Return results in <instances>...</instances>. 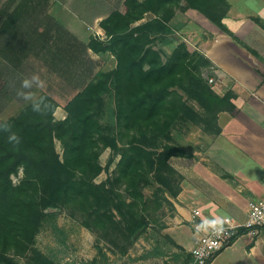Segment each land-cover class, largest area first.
<instances>
[{
	"label": "trees",
	"instance_id": "obj_1",
	"mask_svg": "<svg viewBox=\"0 0 264 264\" xmlns=\"http://www.w3.org/2000/svg\"><path fill=\"white\" fill-rule=\"evenodd\" d=\"M124 3L125 12L115 9L100 22L106 38L88 42L94 53L113 55L116 66L99 72L74 95L64 119L56 118L58 101L41 92L5 120L20 142L9 143V133L0 131V264L10 261L8 256L30 252L37 253V264H49L34 245L45 220L59 213L127 252L163 201L181 192L169 162L178 155L171 143L174 131L195 123L218 135L219 115L236 109V92L231 88L219 95L204 77L213 63L203 53L191 51L184 41L171 53L156 45L158 35L172 32L179 9L197 10L237 40L224 23L228 0ZM148 14L152 17L147 19ZM15 31H8L12 38ZM18 47L19 55L27 50ZM34 102L40 111H33ZM108 148L119 160L108 179L98 183L106 169L101 155ZM114 162L111 158L107 168ZM148 188L162 193L161 200L148 196Z\"/></svg>",
	"mask_w": 264,
	"mask_h": 264
},
{
	"label": "crops",
	"instance_id": "obj_2",
	"mask_svg": "<svg viewBox=\"0 0 264 264\" xmlns=\"http://www.w3.org/2000/svg\"><path fill=\"white\" fill-rule=\"evenodd\" d=\"M124 1L9 0L6 6L11 12L15 7L21 9V19L28 17L26 23L33 16L39 20L37 27L31 25L30 30L18 31L19 35L15 31L14 37L43 39L39 51L48 55L50 48L57 50L55 39L59 38L62 53L72 57L67 62L87 58L93 64L99 58L88 48L93 31L104 39L100 22L115 9L125 12ZM228 2L230 10L224 23L237 40L197 10L186 12L204 24V34L196 35L199 38L195 48L213 63L214 90L225 95L232 88L237 94L236 109L219 115L221 133L197 161V182H191L195 188L183 187L176 203L174 223L181 226L169 229L189 253L193 247L194 209L200 211L201 221L208 225L225 217L242 222L247 217L248 202L264 200V0ZM210 264H264V229L257 236L240 232Z\"/></svg>",
	"mask_w": 264,
	"mask_h": 264
},
{
	"label": "rangeland",
	"instance_id": "obj_3",
	"mask_svg": "<svg viewBox=\"0 0 264 264\" xmlns=\"http://www.w3.org/2000/svg\"><path fill=\"white\" fill-rule=\"evenodd\" d=\"M7 2L9 0H0V122L16 115L27 101L41 92L49 93L58 101L60 107L55 115L59 120L64 119L67 115L65 107L85 82L93 80L99 72L113 69L116 66V59L112 58L111 54H97L99 58L93 64L87 58L82 62L69 63L66 59L72 57L62 53L59 38L55 39L57 50L54 47L50 48L49 55L39 51L43 39L12 38L8 33L10 29L16 30L19 35L21 31L30 30L31 25L37 27L39 20L29 13L28 16L33 18L26 23L28 17L21 19L23 16L21 9L15 7L11 12L9 6H6ZM187 11L179 9L171 22L172 32L157 36L156 45L165 52L171 53L180 41L186 42L191 51L197 50L195 47L199 36L196 35L204 34L201 30L204 24L202 25L195 15L186 14ZM150 17L152 15L148 14L146 18ZM96 36L98 37V34L93 31L92 37ZM102 37L106 38V35ZM165 41H173V43L164 44ZM18 46L24 48L27 46V50L19 55L18 51L21 47ZM58 60L64 62L58 63ZM203 75L208 81L209 78H214V66L204 70ZM32 77H38L43 83L37 86L38 81H33L31 87L24 88L23 81ZM218 135L205 131L201 125L195 123H188L187 126L178 127L174 131V139L171 143L178 155L172 156L169 162L177 172L181 192L189 186L195 188L191 182H197L195 175L198 169L197 161L205 156V151ZM57 150L59 153L63 150L59 141H57ZM111 158H114L115 162L107 168ZM118 160L119 156L112 149L104 150L101 163L106 169L96 179L98 183L108 179ZM21 176L22 173L14 176V181L18 182ZM145 192L148 196L161 200L162 193L155 195L153 194L155 190L151 188L146 189ZM179 195L177 198L168 196L169 202L163 201L164 206L154 214L148 229L125 253L101 242L96 233L67 213H59L56 217L45 220L36 236L34 248L47 257L49 264H193L191 253L178 244L169 229L177 226L174 223V216L177 213L176 203H179ZM194 205L196 206L197 203L194 202ZM8 258L10 261L3 264H37L38 261L35 252L25 256H8Z\"/></svg>",
	"mask_w": 264,
	"mask_h": 264
},
{
	"label": "built area",
	"instance_id": "obj_4",
	"mask_svg": "<svg viewBox=\"0 0 264 264\" xmlns=\"http://www.w3.org/2000/svg\"><path fill=\"white\" fill-rule=\"evenodd\" d=\"M214 81V78H209L210 84ZM200 214L194 209L191 220L193 247L190 253L193 264H210L217 254L232 244L242 229L252 236L259 235L264 229V200L249 202L247 217L242 222L225 217L219 223L208 225L201 221Z\"/></svg>",
	"mask_w": 264,
	"mask_h": 264
},
{
	"label": "clouds",
	"instance_id": "obj_5",
	"mask_svg": "<svg viewBox=\"0 0 264 264\" xmlns=\"http://www.w3.org/2000/svg\"><path fill=\"white\" fill-rule=\"evenodd\" d=\"M33 81H38L37 86H40L43 82L39 81L38 77H32L31 79H26L23 81V87L24 88H29L32 86ZM26 99H29L30 97H25ZM33 111H40V105L39 103L34 102L32 105ZM12 126L7 122L0 123V131H4L9 133L7 139L9 143H16L19 144L20 138L15 132L11 131Z\"/></svg>",
	"mask_w": 264,
	"mask_h": 264
}]
</instances>
